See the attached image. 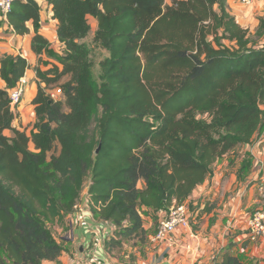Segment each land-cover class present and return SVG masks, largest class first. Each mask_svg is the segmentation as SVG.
<instances>
[{
	"label": "trees",
	"instance_id": "obj_1",
	"mask_svg": "<svg viewBox=\"0 0 264 264\" xmlns=\"http://www.w3.org/2000/svg\"><path fill=\"white\" fill-rule=\"evenodd\" d=\"M49 3L66 53L63 69H35L30 134L13 127L8 94L29 63L8 51L0 59V264L56 260L64 248L49 223L65 222L87 179L96 215L117 227L107 250L145 244L144 207L158 224L156 214L188 199L218 159L264 131V16L253 39L227 0ZM41 11L37 0H14L4 22L18 35L34 27L31 49L48 70ZM92 18L94 43L108 53L98 76L83 41ZM52 72L69 75L60 86L68 112L42 87ZM214 264L243 262L228 251Z\"/></svg>",
	"mask_w": 264,
	"mask_h": 264
},
{
	"label": "crops",
	"instance_id": "obj_2",
	"mask_svg": "<svg viewBox=\"0 0 264 264\" xmlns=\"http://www.w3.org/2000/svg\"><path fill=\"white\" fill-rule=\"evenodd\" d=\"M37 1L42 9L40 32L49 43L59 45L57 32L59 22L52 16L49 0ZM227 4L230 13L245 27L258 25L259 18L264 16V0H258L249 6L243 5L239 0H227ZM92 20L96 22L93 18ZM0 21L3 22L0 25V59L3 53L8 51L21 55L29 63L25 73L29 87L20 104L14 108L13 127L26 129L30 134L36 121L33 99L38 92L35 73L38 57L31 49V38L35 34L34 27L30 25V33L18 35L12 32L6 22ZM1 81L0 85L5 87V82ZM5 134L11 136L9 130L5 131ZM245 160L250 162L247 169L244 167ZM262 180L264 181V131L256 134L251 143L239 145L218 159L213 165L212 174L189 196L191 210L192 206L195 207L191 213L193 236L186 230L178 236L175 248L148 240L151 243V246L146 247V256H150L148 259L139 263L123 264H214L216 259L219 261L228 251L238 255L243 264H264V238L252 242L248 240L247 235L251 210L261 208L257 205L264 197ZM144 185V181L141 180L138 186L143 188ZM142 210L147 213L145 218L149 220L148 225L144 224L146 229L154 221V212L145 207ZM156 215L159 221L164 212L159 211ZM94 216L99 219L95 211ZM55 226L58 228L57 239L64 250L56 260H46L43 264H71L73 254L78 248L81 252L87 249L85 246L86 240L90 238L89 231L79 226L71 229L69 215L66 216L63 224L55 223ZM70 232H73L74 236L69 237ZM147 233L151 232L148 230ZM134 241L142 247L145 246L137 240ZM131 248L124 243L123 253H127ZM107 251V247L103 246L98 253L103 257L108 255L107 257L112 258L114 252L112 251L111 255Z\"/></svg>",
	"mask_w": 264,
	"mask_h": 264
},
{
	"label": "built area",
	"instance_id": "obj_3",
	"mask_svg": "<svg viewBox=\"0 0 264 264\" xmlns=\"http://www.w3.org/2000/svg\"><path fill=\"white\" fill-rule=\"evenodd\" d=\"M243 5L249 6L258 0H239ZM14 0H0V20L6 21L7 15L12 8ZM29 80L24 75L16 87L8 89L9 98L12 106L17 107L28 91ZM89 185L82 191L80 198L74 203L70 216V226L74 229L76 226L86 228L89 231L90 238L86 240V250L81 252L79 248L74 252L71 264H118L112 258L102 256L98 253L106 242L115 236L116 225L108 220L97 219L94 216L95 205L92 203L89 194ZM191 202L189 199L184 201H174L169 211H163L164 215L158 221L153 232L149 233L147 238L150 242L165 245L169 248H175L178 242V236L188 230H191ZM115 231H114V230ZM114 236H113V234ZM248 240L257 242L264 238V208L255 209L250 214V221L247 228ZM74 236L73 232L68 234ZM56 237V236H55ZM57 238V237H56ZM58 240V239H57ZM83 247V249L85 248ZM108 252V251H107Z\"/></svg>",
	"mask_w": 264,
	"mask_h": 264
},
{
	"label": "rangeland",
	"instance_id": "obj_4",
	"mask_svg": "<svg viewBox=\"0 0 264 264\" xmlns=\"http://www.w3.org/2000/svg\"><path fill=\"white\" fill-rule=\"evenodd\" d=\"M91 24H92V30H91L89 36L87 38H85L83 41L88 43L92 48V58L96 64L95 73H96V76H98L100 73L99 63L101 62V60H103L108 55V53L106 50H104L103 48L99 47L97 44L94 43V34H95L97 24L92 19H91ZM247 26H249V25H247ZM245 28L248 29L249 34L253 37V39H257L256 32L258 29V25L254 24V25H250L249 27H245ZM263 39H264V37L260 38L258 41L261 42ZM50 45L51 46H49L50 47L49 50H51L52 53H49L47 51L44 54V58H46V60H48V62L50 63V68L47 70V68H45L44 66L37 64L35 69L37 67H40V69L42 71H49V70L55 69V68H59V70L63 69V64L60 62L61 61L60 58L65 55L66 50H64L60 44L59 45H53L50 43ZM48 76H49V78H51V82L48 85H46L45 83H42V87L45 91L46 96H49L50 98H52L54 100L61 101L63 110L65 112H68L69 108L65 104L66 98H65L64 93L62 92L60 86L63 82H65L69 78V75L61 76V78L58 79L59 78L58 75L55 72H52ZM1 80L2 79H0V83L2 84ZM36 81H37V83H39L42 80L39 77H36ZM1 86L4 87V85H1ZM207 117L208 116H204V118H207ZM6 134L9 135L8 132H6ZM57 147L59 149V146H57ZM259 183H261V182L259 181ZM88 184H89V179L86 180V183H85L83 190H85V188L88 186ZM257 206L258 207L261 206V208L262 207L264 208V197L262 198V202H260ZM193 207L194 206H192L191 213L193 211ZM255 209H258V208H255ZM255 209L251 210V212H253ZM141 214H142V218L144 220V224L148 225L149 220L147 218H145L147 213L145 211L141 210ZM191 220H192V217H191ZM191 222H193V221H191ZM49 226H50L51 230L53 231L54 235L56 237H58L59 236L58 231H57L58 228L55 226V223H49ZM156 226H157V220L154 219L152 225L150 227H147L146 229H147V231L149 230L150 232H152L156 228ZM126 244H128L130 247H132L131 250L127 251V253H123V246L122 247H120V246L115 247L109 252L111 255L113 254L112 251L114 252V254L111 257H112L113 261H115L116 263H118V264H123V263H128V262L139 263L145 259H148V257H150V256H146L147 255L146 247L151 246V243L148 240L144 244L145 245L144 247H142L141 244H136V241H129Z\"/></svg>",
	"mask_w": 264,
	"mask_h": 264
}]
</instances>
